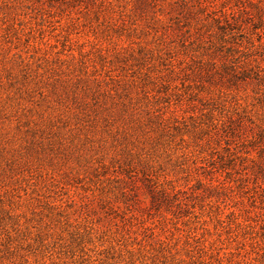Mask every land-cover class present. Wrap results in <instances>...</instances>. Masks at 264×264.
I'll return each mask as SVG.
<instances>
[{"label":"rangeland","instance_id":"1","mask_svg":"<svg viewBox=\"0 0 264 264\" xmlns=\"http://www.w3.org/2000/svg\"><path fill=\"white\" fill-rule=\"evenodd\" d=\"M0 264H264V0H0Z\"/></svg>","mask_w":264,"mask_h":264}]
</instances>
